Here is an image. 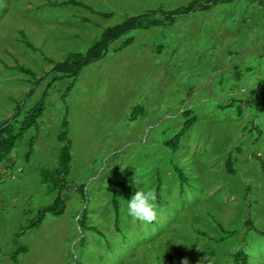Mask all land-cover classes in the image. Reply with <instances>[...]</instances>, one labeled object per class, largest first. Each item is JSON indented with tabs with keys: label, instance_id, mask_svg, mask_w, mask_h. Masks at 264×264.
<instances>
[{
	"label": "rangeland",
	"instance_id": "rangeland-1",
	"mask_svg": "<svg viewBox=\"0 0 264 264\" xmlns=\"http://www.w3.org/2000/svg\"><path fill=\"white\" fill-rule=\"evenodd\" d=\"M82 1L94 11L48 0H0V120L12 115L16 102L22 113L46 91L37 129L16 142L12 164L0 163V264H15L12 235L20 228L17 241L26 251L17 254L19 264H170L168 255L176 260L181 254L182 264H231L227 253L239 247L250 264H264V171L253 157L264 161V3L197 7L170 23L133 29L74 78L58 79L47 57L84 52L126 14L189 0ZM128 37L132 41L117 49ZM241 100L250 103L238 110ZM188 118L193 122L177 150L164 146ZM64 129L71 153L61 190L66 206L25 228L54 197L41 171L56 166ZM126 171L138 189L155 194L151 222L127 214L131 192L120 184ZM83 208L86 224L101 234L79 226Z\"/></svg>",
	"mask_w": 264,
	"mask_h": 264
},
{
	"label": "trees",
	"instance_id": "trees-1",
	"mask_svg": "<svg viewBox=\"0 0 264 264\" xmlns=\"http://www.w3.org/2000/svg\"><path fill=\"white\" fill-rule=\"evenodd\" d=\"M234 0H189L186 4L165 9L162 7H156L153 9H149L143 11L138 14H126L124 17L117 23L106 26L103 28L101 33L97 38H95L90 46L84 52L77 51H68L64 54V56L60 59H52L48 58L50 65V70L57 74V78H74L80 70L89 64L90 62L101 57L110 42L115 40L121 35L126 34L127 32L136 29V28H148L150 26H160L166 22H172L174 18L177 16H182L188 14L190 11H194L197 7L202 10H206L211 6H214L218 3H230ZM264 3V0H261ZM48 4L51 6H60V5H75L86 8L88 11L93 12L94 10L86 4L82 0H48ZM97 14L102 15V12L96 11ZM82 21H85L87 18L80 17ZM21 34V41L27 46H31V43L27 40V37L23 30L19 31ZM132 41L131 37L124 39L117 49H120L126 45H128ZM14 67L22 72L29 73L33 75V71L31 68L26 67L21 64H14ZM39 79H35L34 83ZM69 88V85H68ZM46 91L44 90L39 99L32 104L28 109L24 110L21 113L19 102H16L14 112L8 118L0 120V163L6 162L12 164V161L9 158V154L16 142L22 137V135L30 128L34 127L37 129L38 126V118L42 114L44 110V98ZM250 101L241 100L240 105L238 106V110H241L243 106H245ZM188 111H183V115H186ZM193 122L192 118H188L180 130L173 135L170 139H167L164 142V146L169 147L172 151L177 150L179 146V139L184 131L191 125ZM65 127V126H64ZM34 137L32 136L28 142V150L26 155L28 156L32 150V144L34 142ZM58 139L62 142V147L57 156V164L53 168L43 169L41 171L42 180L46 183L47 191L49 193H54L53 199L49 203L42 204L39 206L35 215L31 217L28 221V224L25 228L34 227L38 223H40L43 217L47 214L50 215H59L63 212L66 201L64 197L61 195V190L65 187L66 177L69 174L70 170V162H71V153H70V142L68 137L66 136L65 129L58 133ZM254 158L259 159L261 161V169L264 171V161L259 155H253ZM225 167L229 173L234 172L233 162L231 157H227L225 160ZM175 171L178 173L180 180L185 181L186 177L183 174V171L174 167ZM122 186H128L131 192L138 190L135 180L132 177V171H126L124 176L120 182ZM83 185L80 184L78 186V190L81 193V197H85L82 192ZM158 190V185L156 187ZM156 190V192H157ZM157 196V193H156ZM158 198V197H157ZM112 206L114 211V226L117 231H120L118 227V217H119V203L115 196L112 197ZM85 208L82 209L81 214L78 216L77 221L80 223L79 226L85 229L93 230L99 234L101 232L93 225H87L85 222ZM244 226H249L250 220L246 218L244 221ZM196 232L200 234H204L205 232L201 229L194 227ZM23 232L22 228L19 231H16L12 235V241L14 248L10 253V258L15 264H19L17 262V254L26 251V247L20 243H18L17 238ZM82 239V238H81ZM80 239V240H81ZM181 255L178 256L176 260H173L171 255H168V261L170 264H182L183 257ZM227 259L231 260V264H250L248 253L242 248H236L227 253ZM82 264V263H78Z\"/></svg>",
	"mask_w": 264,
	"mask_h": 264
},
{
	"label": "clouds",
	"instance_id": "clouds-1",
	"mask_svg": "<svg viewBox=\"0 0 264 264\" xmlns=\"http://www.w3.org/2000/svg\"><path fill=\"white\" fill-rule=\"evenodd\" d=\"M127 214L135 219L151 222L156 217L155 194L152 190L139 188L127 199Z\"/></svg>",
	"mask_w": 264,
	"mask_h": 264
}]
</instances>
